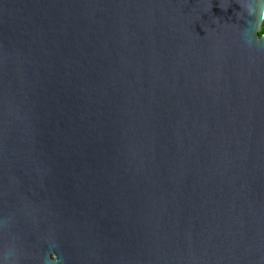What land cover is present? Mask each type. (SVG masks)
Returning <instances> with one entry per match:
<instances>
[{"label":"water","instance_id":"water-1","mask_svg":"<svg viewBox=\"0 0 264 264\" xmlns=\"http://www.w3.org/2000/svg\"><path fill=\"white\" fill-rule=\"evenodd\" d=\"M263 19L0 0V264H264Z\"/></svg>","mask_w":264,"mask_h":264},{"label":"trees","instance_id":"trees-1","mask_svg":"<svg viewBox=\"0 0 264 264\" xmlns=\"http://www.w3.org/2000/svg\"><path fill=\"white\" fill-rule=\"evenodd\" d=\"M263 33H264V19L262 21V25H261V28H260L258 34L260 35V34H263Z\"/></svg>","mask_w":264,"mask_h":264},{"label":"flooded vegetation","instance_id":"flooded-vegetation-1","mask_svg":"<svg viewBox=\"0 0 264 264\" xmlns=\"http://www.w3.org/2000/svg\"><path fill=\"white\" fill-rule=\"evenodd\" d=\"M51 257L55 258L54 255L52 254V252H51Z\"/></svg>","mask_w":264,"mask_h":264}]
</instances>
